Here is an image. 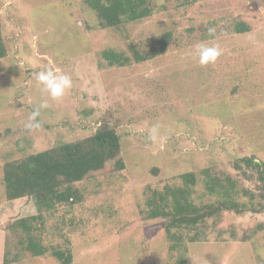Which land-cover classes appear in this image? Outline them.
<instances>
[{
  "label": "rangeland",
  "instance_id": "rangeland-1",
  "mask_svg": "<svg viewBox=\"0 0 264 264\" xmlns=\"http://www.w3.org/2000/svg\"><path fill=\"white\" fill-rule=\"evenodd\" d=\"M0 16L8 51L0 59V154L21 155L18 143L24 146L25 140L28 153H34L107 126L126 142L124 169L112 171L103 185L92 180L89 189L97 192L80 210L60 207L47 214L44 244L64 247V236L69 238L72 264H175L179 258L184 264H264V200L255 180L241 179L251 195L238 198L262 204L261 211L209 219L200 240L180 256L167 250L165 219L145 218L149 188L177 184L179 174L194 171L199 178L193 198L202 204L215 198L203 191L198 171L204 165L238 177L232 163L241 157L264 162L262 0H155L150 17L113 28L100 27L84 0H0ZM238 21L247 23L249 32L235 33ZM208 27L215 28L214 36ZM167 31L172 39L165 52L146 62L108 66L101 55L107 49L129 54L130 42L150 48ZM200 43L223 50L214 64L198 63L194 53ZM46 68L72 78L73 87L59 100L34 79ZM166 78L172 79L169 86L163 85ZM44 100L49 107L37 117L42 126L27 130L28 106ZM157 123L153 142L149 133ZM2 192L0 170V201ZM61 216L82 218L83 224L69 231ZM10 219L0 217V234L15 243L6 227ZM51 224L60 229L55 232ZM19 256L12 264H57L47 255Z\"/></svg>",
  "mask_w": 264,
  "mask_h": 264
},
{
  "label": "trees",
  "instance_id": "trees-1",
  "mask_svg": "<svg viewBox=\"0 0 264 264\" xmlns=\"http://www.w3.org/2000/svg\"><path fill=\"white\" fill-rule=\"evenodd\" d=\"M84 2L95 12L98 24L103 28L125 26L127 23L146 19L151 16L155 4V0H84ZM2 22L3 18L0 16V59L6 57L8 52ZM234 31L237 34L247 33L249 25L244 21H238L234 25ZM155 39L156 43L147 49L136 47L130 42L129 54L107 49L103 50L101 55L107 60L108 66H124L131 62L143 63L163 54L172 35L167 31ZM170 80L172 79H163V85L169 86ZM28 108L31 112L34 110L33 106ZM169 108L171 109L170 106ZM153 116L156 117V113H153ZM26 144V140L24 146L18 143L17 151H20L21 155L15 156L10 151L0 154L4 197L0 201V217L10 215L11 222L6 227L12 234V241L16 239L13 243L0 234V264L16 263L20 259V253L29 254L32 258L47 255L57 264H72L73 254L69 247V238L64 236L62 241L64 247L57 246L60 244L51 246L44 244L41 232L45 230L46 216L54 214L60 207L65 210L69 208L80 210L88 196L97 192L95 189H89L88 184L92 180L99 181L98 185H103V182L111 178L112 171L124 169L122 155L126 142L115 128L107 126L96 129L85 137L60 141L34 153H28L30 145L27 144L29 147L27 148ZM232 167L240 172L236 173L239 174L238 177L221 166L206 164L198 171L204 184V193L215 197L214 200L202 204H196L193 198L199 178L194 171L179 174L180 182L177 184L166 183L162 189L149 188L145 218L165 219L163 231L168 252L179 256L184 254L189 243L193 244L200 240V228L209 219L218 218L225 212L244 215L261 211L259 205L262 204H259V207L250 206L241 202L238 197L251 195L250 190L244 188L241 179L255 180L260 191L259 199L264 200V162L256 160L254 156L245 155L233 162ZM107 168H110V174L103 175L101 172ZM151 172L157 173L158 168L153 167ZM240 174L243 178H240ZM60 219L66 229L69 226V231H73V225L83 224L82 218H78L77 222L74 216L65 219L61 216ZM50 227L55 232L56 229H60L53 224ZM11 247L16 250L13 251ZM184 263V258L182 260L179 258L175 264Z\"/></svg>",
  "mask_w": 264,
  "mask_h": 264
},
{
  "label": "clouds",
  "instance_id": "clouds-1",
  "mask_svg": "<svg viewBox=\"0 0 264 264\" xmlns=\"http://www.w3.org/2000/svg\"><path fill=\"white\" fill-rule=\"evenodd\" d=\"M264 2V0H262ZM215 28L208 27L207 33L209 36L215 35ZM223 50L218 44L200 43L195 48L194 55L198 57V63L201 66H207L214 64L217 59L222 55ZM34 79L38 85L42 86L41 91L50 96L52 100H59L63 98L67 92L73 87L72 78L70 75L54 70L52 68H46L44 70L34 73ZM49 107L48 101H42L39 106L34 108L32 113L28 117V122L25 124V128L29 131L38 130L42 125L38 121L37 117L40 115L42 108ZM160 125L154 124L149 133V139L153 142L157 140L159 135Z\"/></svg>",
  "mask_w": 264,
  "mask_h": 264
}]
</instances>
